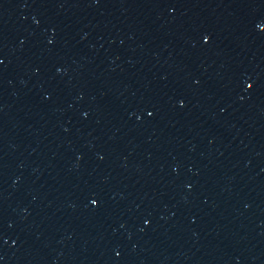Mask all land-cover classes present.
Listing matches in <instances>:
<instances>
[{"label": "water", "instance_id": "95a60500", "mask_svg": "<svg viewBox=\"0 0 264 264\" xmlns=\"http://www.w3.org/2000/svg\"><path fill=\"white\" fill-rule=\"evenodd\" d=\"M0 264H264V0H0Z\"/></svg>", "mask_w": 264, "mask_h": 264}]
</instances>
